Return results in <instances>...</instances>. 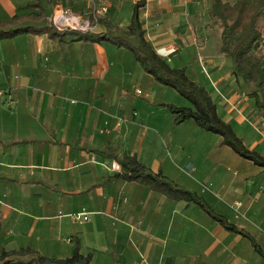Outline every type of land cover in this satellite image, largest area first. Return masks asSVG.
Wrapping results in <instances>:
<instances>
[{
    "label": "crops",
    "instance_id": "1",
    "mask_svg": "<svg viewBox=\"0 0 264 264\" xmlns=\"http://www.w3.org/2000/svg\"><path fill=\"white\" fill-rule=\"evenodd\" d=\"M33 1L0 0V23ZM140 1L109 0L106 16L126 28ZM42 2L47 26L54 11L91 12L90 0ZM210 8L211 0H146V39L208 92L248 150L264 156V111L220 51ZM92 30L106 32L100 24ZM179 95L108 42L0 39V255L32 249L65 260L79 245L94 264H264V169L225 145L201 144L214 133L195 121L177 125L164 106ZM186 126L193 139L179 133ZM174 148L191 174L173 167ZM125 155L195 201L120 178ZM82 212L88 220L75 222Z\"/></svg>",
    "mask_w": 264,
    "mask_h": 264
},
{
    "label": "trees",
    "instance_id": "2",
    "mask_svg": "<svg viewBox=\"0 0 264 264\" xmlns=\"http://www.w3.org/2000/svg\"><path fill=\"white\" fill-rule=\"evenodd\" d=\"M145 5L146 0H141L134 6L132 21L126 28H119L105 15L98 19V24L103 25L106 32L83 33L59 31L54 26H47L46 5L42 0H34L21 7L15 17L0 23V39L21 34H47L60 43L65 37L72 36L84 42H108L120 49L124 48L136 58L147 75H151L163 87L175 89L192 104V107L180 108L167 105L169 111L175 115L176 123L195 121L202 129L223 138V146L229 147L237 156L264 169V156L246 148L233 127L220 118L216 104L208 92L192 81L185 69L173 68L157 53L152 42L146 39L140 14ZM209 11L212 20L209 26L221 30L220 51L232 60L234 75L243 83L247 94L254 98L257 109L264 111V52H261L264 44V0H238L232 5L225 0H211ZM121 165L124 172L119 177L125 181L146 184L154 192L176 201L196 199L191 193L179 189L160 175L149 172L136 157L125 155ZM12 263L94 264L91 254L84 256L80 253L79 245L72 256L65 260L43 257L32 249H22L15 253L3 251L0 264Z\"/></svg>",
    "mask_w": 264,
    "mask_h": 264
},
{
    "label": "built area",
    "instance_id": "3",
    "mask_svg": "<svg viewBox=\"0 0 264 264\" xmlns=\"http://www.w3.org/2000/svg\"><path fill=\"white\" fill-rule=\"evenodd\" d=\"M90 4L91 12L89 18L62 9L54 11L53 15L50 17V26H54L59 31L92 32L93 27L98 25V19L108 13L109 0H98L97 2L90 0ZM138 92L140 93V91ZM72 218L75 222L85 223V221L88 220V215L86 212H82L80 214H73Z\"/></svg>",
    "mask_w": 264,
    "mask_h": 264
},
{
    "label": "rangeland",
    "instance_id": "4",
    "mask_svg": "<svg viewBox=\"0 0 264 264\" xmlns=\"http://www.w3.org/2000/svg\"><path fill=\"white\" fill-rule=\"evenodd\" d=\"M69 7H74L71 3L69 4ZM63 29H65V28H63ZM215 45V43H213V46ZM197 48H201V47H197ZM261 52H264V44H263V46H262V48H261ZM202 57V56H201ZM205 61V60H204ZM169 98H171L170 96H169ZM170 102L173 104V105H175V106H177V107H180V106H184V107H189L191 104H190V102L186 99V98H184V97H182L181 95H179V96H177V97H174V98H172V99H170ZM164 107H167V105H165ZM168 108V107H167ZM173 116H174V118H173V121L176 123V118H175V115L173 114ZM177 125H180V124H177ZM176 126V125H175ZM177 127H179V126H177ZM191 127H189V126H186L184 129H179L178 128V131H179V133H181L182 131H188V134L190 133H192L191 132V129H190ZM194 133V132H193ZM192 133V135H194ZM189 134V135H190ZM192 135H190V137L192 138ZM194 137V136H193ZM193 139V138H192ZM196 140H198V139H196ZM196 140L194 141V143H196ZM164 142H163V146H162V144H161V146L162 147H165L166 148V150H164L166 153H167V150H170L171 148H168V147H170L171 145H170V142H168V141H166V139L164 138V140H163ZM201 144H206V146L207 147H210L211 145H213V146H216L217 144L220 146V147H223V138H221L219 135H215V134H211L210 133V137L207 139V140H204V139H202L201 140ZM225 147V146H224ZM223 147V148H224ZM175 150H176V148H174L173 149V153H172V158H173V160H172V165H173V167H177V168H180L181 170L183 169L186 173H189V174H191L192 173V168L190 167V166H181L180 164V162H179V159L178 158H176V154H174L175 153ZM169 152V151H168ZM220 153L221 154H223L222 153V151H220ZM169 154H170V152H169ZM223 157V156H222ZM193 164H195L196 165V162H199V158L198 157H196V158H194V161H191Z\"/></svg>",
    "mask_w": 264,
    "mask_h": 264
}]
</instances>
